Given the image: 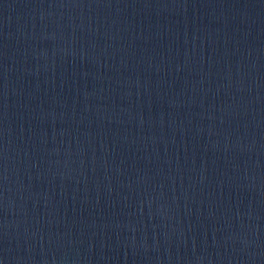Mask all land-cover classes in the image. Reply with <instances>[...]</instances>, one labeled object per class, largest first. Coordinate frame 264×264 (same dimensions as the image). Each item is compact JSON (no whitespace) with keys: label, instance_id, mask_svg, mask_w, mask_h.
<instances>
[{"label":"water","instance_id":"95a60500","mask_svg":"<svg viewBox=\"0 0 264 264\" xmlns=\"http://www.w3.org/2000/svg\"><path fill=\"white\" fill-rule=\"evenodd\" d=\"M0 264H264V0H0Z\"/></svg>","mask_w":264,"mask_h":264}]
</instances>
